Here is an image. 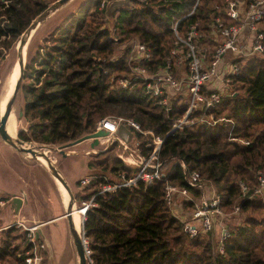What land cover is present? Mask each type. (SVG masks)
<instances>
[{
	"label": "trees",
	"instance_id": "obj_1",
	"mask_svg": "<svg viewBox=\"0 0 264 264\" xmlns=\"http://www.w3.org/2000/svg\"><path fill=\"white\" fill-rule=\"evenodd\" d=\"M52 1L0 0V59ZM101 1L88 0L55 24L31 57L22 86L27 124L18 132L19 138L65 145L92 133L105 117L131 118L143 130L164 138L159 156L166 181L187 186L183 162L214 187L224 212L238 206L245 217L229 226L223 252L215 253L208 237L190 238L184 233L182 222L165 201V180L118 188L96 195L86 209L87 264H264V196L254 193L257 174L264 172V57L239 61L230 94L210 110L215 124L198 122L170 132L186 110L187 99L176 96L165 108L146 94L142 81L120 87L119 79L130 75L128 42L135 39L150 48L151 60L143 63L150 72L161 67L174 48L176 22L181 34L197 23L202 43L213 51L215 18L229 22L226 0H133L131 6L117 11L111 30ZM112 152L114 147L86 164L99 177L83 188L89 192L78 195L83 201H89L105 182V171L125 172L127 177L135 172ZM8 198L1 195L0 201ZM25 233L15 225L0 230L2 264H26L31 244Z\"/></svg>",
	"mask_w": 264,
	"mask_h": 264
},
{
	"label": "built area",
	"instance_id": "obj_2",
	"mask_svg": "<svg viewBox=\"0 0 264 264\" xmlns=\"http://www.w3.org/2000/svg\"><path fill=\"white\" fill-rule=\"evenodd\" d=\"M225 14L228 23L218 16L212 25L211 34L217 42L213 51L202 43L203 34L197 23L190 24L184 34L177 29V22L174 23L172 30L175 46L163 65L152 72L143 65L151 60L150 48L135 39L128 42L130 75L119 79L120 87L129 88L142 81L146 94L157 99L165 108H169L170 100L176 96H184L187 99L186 110L173 122L170 132L193 126L198 122L215 124V117L210 110L219 105L224 96L230 94L233 76L240 69L239 61H246L253 56L264 57V28L261 25L264 19V0H226ZM98 130L107 132L106 136L99 138L98 144L102 139L114 143L118 149L117 158L136 170L128 177L125 172L117 171L115 178L105 180L92 198L87 203L83 202L85 209L92 204L93 198L98 194L114 192L122 187H134L139 182L147 186L155 181H166V175L162 170L164 164L159 156L163 137L154 135L150 130H143L133 119L122 116L101 119L93 132ZM134 133L150 135V138H143L133 145ZM181 167L187 186L181 187L166 181L165 201L173 216L182 222L183 231L188 237L207 234L218 228L216 252L222 253L230 231L226 213L220 207V196L210 183L202 179L199 172L189 171L183 162ZM92 178L93 176L84 177L82 184H88ZM257 182L258 186L254 193L262 196L264 172H258ZM240 185L246 190L243 183ZM6 202L1 200L0 207ZM184 204L191 206L189 217L183 215ZM238 211L239 207L235 206L233 212ZM85 212L82 214V220L85 219ZM13 225L26 231V241L31 244L30 255L25 259L26 264H40L42 260L40 251L43 245L36 238V223L26 224L23 219L16 218L0 230ZM83 246L88 261L90 250L85 236Z\"/></svg>",
	"mask_w": 264,
	"mask_h": 264
},
{
	"label": "rangeland",
	"instance_id": "obj_3",
	"mask_svg": "<svg viewBox=\"0 0 264 264\" xmlns=\"http://www.w3.org/2000/svg\"><path fill=\"white\" fill-rule=\"evenodd\" d=\"M108 1L109 0H102L100 2V3L103 2V5L101 7L104 8V12ZM104 12H103V16H104ZM53 27L54 26H52L51 29ZM38 32L36 33V36L32 42L27 65L31 57L34 55V53L38 50V48L42 44L43 37L39 35ZM121 48L122 50L125 49L124 46L120 47V50ZM13 61H14V48L12 49L10 48L9 50L4 52V57L0 59V94L1 91L5 90L6 88V79L8 77V73L10 71ZM23 84H24V79H23ZM18 107H19L18 104L13 106V111L15 116H17ZM26 124L27 123L25 119L17 120L16 133H18L20 130H25ZM133 139H134L133 140V145H134L135 143L143 140V137H139L137 133H134ZM90 144L91 142L84 141L83 143L78 145L77 148L89 149L91 147ZM57 146L60 145H53V147L55 148ZM111 147H114V152H112V154L117 157L116 154L118 153V149L116 145L114 143H110L106 141V139H102L101 143H99L98 146H96L93 149L94 150L93 153H89V154L70 155L63 158L59 152L46 151L47 154L52 158L54 163L57 166H59V169L62 171L64 176L69 181L68 183L72 190L73 198L75 200V206L77 208L84 206L83 202L86 203L88 202V201H83L78 197V195L80 196L85 195L87 192H89V191L87 192L83 191V188L86 186L82 184L83 178L86 176L87 177L93 176V178L99 177L97 172L92 170V168H89V166L86 164L92 158H95L94 156H97L99 153H102L106 149ZM68 150H72V147H68L63 151L66 152ZM28 158H29L28 159L29 163L32 162L31 166H27L25 164L23 165V163L19 161L18 154L13 149H10V147H8L7 145L0 143V194L7 190L9 192L11 191L16 192L17 190L24 187L23 189L26 192L28 204L23 207L21 213L24 216V219L26 220V224L35 223L31 221L30 217L32 214L36 215L34 217L35 220L38 221H46L48 219L55 218L54 221L48 223L47 225L42 226V230L45 236L50 240L49 243L51 245L49 249H50V254L52 253L53 255L51 258H49L47 251L45 253L43 252L42 253L43 261L41 262V264H76L74 259L75 256L74 248L71 241L67 221L65 220V218H61L60 216L64 214V208L61 203V197L59 191L57 190L54 181L49 176V174L37 162L33 161L31 157ZM81 160H83L84 162ZM102 174L105 175V180L110 181L113 178H115L116 173L114 172L109 173L105 171ZM262 199L264 201V197ZM5 205L0 207V220L5 225H7L11 223L15 217L12 216L11 213L9 214V212L6 209H4ZM182 210L184 213L183 215H185L186 217L190 216L191 213L190 205L183 206ZM233 211L234 209L227 210V212H225L226 213L225 217L228 227L237 225L245 217V215L240 213V211L235 213ZM258 217H262V215H258ZM82 219H83V215H81V220ZM217 229L218 228H216L213 232L207 234L198 235V236H204L205 238L208 237L209 239H211L212 248L215 253H217L216 241H217V234L219 231ZM80 230L82 231V227Z\"/></svg>",
	"mask_w": 264,
	"mask_h": 264
},
{
	"label": "water",
	"instance_id": "obj_4",
	"mask_svg": "<svg viewBox=\"0 0 264 264\" xmlns=\"http://www.w3.org/2000/svg\"><path fill=\"white\" fill-rule=\"evenodd\" d=\"M86 1L88 0H55L30 22L27 28L16 38L11 47V49L14 48V61L6 79V88L5 90L1 91L0 94V102L4 101L3 112H0V143L12 148L21 158L31 157L33 161L37 162L54 181V184L59 191L61 202L64 208V217L67 221L71 241L73 244L76 264L88 263L83 246L84 220H81L82 226H80V229L82 227V231L80 229L76 230L72 217V209L73 207H76L72 190L59 167L54 163L46 151L59 152L62 157H66L68 155L93 153V149L98 146L99 138L106 136L107 132L105 130H98L96 132L86 134L68 144L60 145L55 148L53 145L39 143L35 144L36 142L33 141H24L19 138L18 133L11 135L6 129V124L11 112L13 111V106L16 104L19 105L16 121L25 119L22 85L31 45L36 33L39 30L38 34L44 38L49 33L52 26L78 11ZM132 1L133 0H109L107 2L104 12V19L107 27L110 30L113 27L115 13L123 7L131 6ZM86 140H91V147L89 149L79 150L72 148V150H68L66 152L63 151L68 147H72ZM29 164H32V162ZM56 180L62 184L66 190V193L68 194L66 203L63 201V197L57 186ZM21 195L22 196L12 195L5 205V208L13 210V214L15 216L18 214L22 204L27 203L26 195L24 193ZM84 211H86V209ZM37 235H39L47 243V240L41 230V223L38 224Z\"/></svg>",
	"mask_w": 264,
	"mask_h": 264
},
{
	"label": "bare ground",
	"instance_id": "obj_5",
	"mask_svg": "<svg viewBox=\"0 0 264 264\" xmlns=\"http://www.w3.org/2000/svg\"><path fill=\"white\" fill-rule=\"evenodd\" d=\"M14 80V78H13ZM13 82V81H12ZM4 109V101L0 102V112L2 113ZM16 128H17V121H16V116L14 114V112L12 111L8 120H7V124H6V129L8 131L9 134L11 135H15L16 133ZM42 160V159H40ZM57 186L61 192V195L63 197V201L66 203L67 202V198H68V194L66 193V190L64 189V187L62 186V184L56 180ZM85 210V207H73L72 209V217H73V223L74 226L76 228V230L80 229L81 226V215L83 214Z\"/></svg>",
	"mask_w": 264,
	"mask_h": 264
},
{
	"label": "crops",
	"instance_id": "obj_6",
	"mask_svg": "<svg viewBox=\"0 0 264 264\" xmlns=\"http://www.w3.org/2000/svg\"><path fill=\"white\" fill-rule=\"evenodd\" d=\"M86 141H88V142H91V140H86ZM84 142V141H83ZM83 142H81V143H83ZM81 143H79V144H76V145H74V146H72V148H75V149H79V150H81V149H83V150H86V149H88V148H77V146L78 145H80ZM10 149H12V148H10ZM19 156V155H18ZM68 156H70V155H68ZM67 157V156H66ZM80 157V156H79ZM63 158H65V157H63ZM26 159V160H25ZM29 158L28 157H25V158H21L20 156H19V161H21V163H23V165L25 164V165H27V166H31V164H29V160H28ZM81 161H83V160H81ZM84 162V161H83ZM85 164V163H84ZM59 167V166H58ZM61 171V170H60ZM62 172V171H61ZM63 174V173H62ZM63 176H64V174H63ZM65 177V176H64ZM65 179L67 180V178L65 177ZM67 182H69L68 180H67ZM24 188V187H23ZM23 188H21V189H19V190H17L16 192H14V191H11V192H9L8 190L7 191H5V192H2L1 194H0V196L1 195H6V196H9V197H11L12 195H18V196H22L21 194L22 193H24L25 195H26V192L24 191V189ZM9 193V194H8ZM27 197V196H26ZM10 198H8L6 201H8ZM62 203V202H61ZM28 204V199H27V203L26 204H22V206L20 207V209H19V211H18V214L15 216L14 214H13V210L11 209H9V208H4V209H6L8 212H9V214L11 213V215L12 216H14L15 218H14V220L16 219V218H18V219H23L24 221H26L25 219H24V216L22 215V213H21V211H22V209H23V207L24 206H26ZM34 216H36V215H31V221H33V222H35L36 224L38 223H41V230H42V226H44L45 225V223H47L48 221L46 220V221H38V220H35V217ZM13 220V221H14ZM12 221V222H13ZM11 222V223H12ZM10 224V223H9ZM9 224H7V225H9ZM3 226H6L1 220H0V228L1 227H3ZM38 230V229H37ZM42 233H43V235H44V237L46 238V240H48L47 239V237L45 236V234H44V232H43V230H42ZM75 255V254H74ZM75 263H76V258H75Z\"/></svg>",
	"mask_w": 264,
	"mask_h": 264
},
{
	"label": "flooded vegetation",
	"instance_id": "obj_7",
	"mask_svg": "<svg viewBox=\"0 0 264 264\" xmlns=\"http://www.w3.org/2000/svg\"><path fill=\"white\" fill-rule=\"evenodd\" d=\"M61 216V218H65L64 217V214H62V215H60ZM54 219L55 218H51V219H48L47 221V223H45V225H47L48 223H50V222H52V221H54ZM66 220V219H65ZM37 225V229H38V223L36 224ZM37 229H36V238L39 240V242L43 245V247H41V254L44 252H46L47 251V253H48V256H49V258H51L52 257V253L50 254V240L48 239L47 240V243L39 236V235H37ZM51 251H52V249H51ZM74 259H75V256H74ZM43 261V257H42V260H41V262ZM41 262H40V264H41Z\"/></svg>",
	"mask_w": 264,
	"mask_h": 264
}]
</instances>
